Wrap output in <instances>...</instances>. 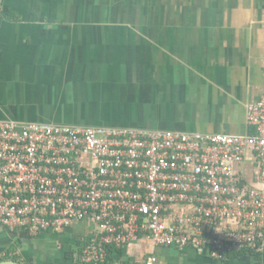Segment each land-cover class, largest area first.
I'll use <instances>...</instances> for the list:
<instances>
[{
  "label": "crops",
  "instance_id": "obj_1",
  "mask_svg": "<svg viewBox=\"0 0 264 264\" xmlns=\"http://www.w3.org/2000/svg\"><path fill=\"white\" fill-rule=\"evenodd\" d=\"M263 67L264 0H0V120L244 136ZM236 172L258 187L251 151ZM94 229L0 224V263L80 264ZM120 250L116 264H264V245L222 261L148 240Z\"/></svg>",
  "mask_w": 264,
  "mask_h": 264
},
{
  "label": "built area",
  "instance_id": "obj_2",
  "mask_svg": "<svg viewBox=\"0 0 264 264\" xmlns=\"http://www.w3.org/2000/svg\"><path fill=\"white\" fill-rule=\"evenodd\" d=\"M246 124L253 134L230 136L0 120V224L35 236L90 220L80 264L139 240L216 261L261 252L264 67ZM250 151L257 188L236 172Z\"/></svg>",
  "mask_w": 264,
  "mask_h": 264
},
{
  "label": "trees",
  "instance_id": "obj_3",
  "mask_svg": "<svg viewBox=\"0 0 264 264\" xmlns=\"http://www.w3.org/2000/svg\"><path fill=\"white\" fill-rule=\"evenodd\" d=\"M250 134H253V132L251 131ZM237 254H252V253H250V252L233 253V254L229 255L227 258H229L233 255H237ZM121 255H122V250L116 249L114 247L108 248L107 259H106L104 264H116V262L119 261ZM4 258H7V257H4ZM2 259L3 258H0V260H2ZM226 259H224V260H226ZM12 260H15V258H12Z\"/></svg>",
  "mask_w": 264,
  "mask_h": 264
},
{
  "label": "water",
  "instance_id": "obj_4",
  "mask_svg": "<svg viewBox=\"0 0 264 264\" xmlns=\"http://www.w3.org/2000/svg\"><path fill=\"white\" fill-rule=\"evenodd\" d=\"M0 264H16V263H13V262H3V263H0Z\"/></svg>",
  "mask_w": 264,
  "mask_h": 264
}]
</instances>
